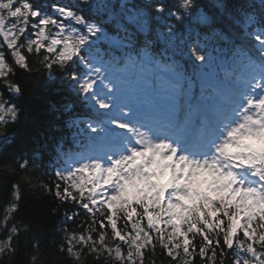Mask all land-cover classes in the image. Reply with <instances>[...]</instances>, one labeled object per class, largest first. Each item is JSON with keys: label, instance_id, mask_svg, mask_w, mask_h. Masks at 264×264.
I'll use <instances>...</instances> for the list:
<instances>
[{"label": "snow or ice", "instance_id": "obj_1", "mask_svg": "<svg viewBox=\"0 0 264 264\" xmlns=\"http://www.w3.org/2000/svg\"><path fill=\"white\" fill-rule=\"evenodd\" d=\"M172 6L156 3L154 13L146 16L139 6L129 8L127 0H121V12L117 15L112 10V4L99 3L97 0L54 4L51 12L36 9L26 0H0V35L10 50L7 54L0 51V79L4 80L3 86L14 97L21 94L19 85L8 79L13 72L8 55L20 69L30 70L27 58L21 52L25 45L18 44L21 38H25L27 52L31 53L34 47L36 52L43 49L48 53L43 56L41 63L52 78L49 87L70 89L75 94V102L86 104L91 109L90 113H86L89 117L86 121L87 130L92 133L91 138L116 140L121 133L115 129L132 130L122 121L136 120L142 114L141 98L128 86L129 74L117 69L112 63L115 56L111 49L120 47L122 41L109 36L107 25L115 21L118 29L127 31L120 23L121 16L145 34L141 63H156L159 67L160 61L149 56L147 50L153 44L162 46V58L171 61L163 66L169 70L166 83L176 102L182 98L185 103L193 104L198 95L197 86L199 92H203L215 75L212 69L220 61V57L216 55L218 52L221 55L226 50L227 55L232 56L234 61L238 59L242 65L255 67L259 64L264 67V58L261 56L264 53V39L261 38L264 37V0H259V8L255 0H248V3L238 6L221 5L231 21L225 31H218L213 26L215 18L208 21L200 17L209 25V32L203 38L199 32L193 38L192 29H188V36L185 37L171 26L167 27V31L163 30V26H151L152 19L162 25L165 13L174 16L181 23L184 22L185 12L193 14V0H184L178 13L170 11ZM29 24L37 29L35 39L24 37ZM249 29L252 31H248ZM253 35L259 41L255 50L249 48L245 41L246 36ZM102 41L109 43L108 53L99 47ZM221 42L223 47L218 49L217 45ZM105 55L111 59L105 61ZM182 61L189 67L186 68ZM55 69H59V75ZM262 87L264 80L260 85L254 86V91L249 94L248 102L251 105L264 108V99L260 94ZM245 94H248L247 89ZM2 96L0 93V123L6 122L5 115L15 120V106L10 101H4ZM66 107H70V104ZM137 142L147 143V139L138 138ZM3 144L4 141H0V157L19 154L15 145L10 150ZM91 159L88 154L77 153L70 158V162L66 161L67 167L64 170L55 173L63 182L62 185H54L55 196L59 200L79 203L90 214L86 228L66 237V252L74 260L81 254V251L76 250L78 245L80 249L96 254L98 259L104 257L106 261L111 259L117 264H145L148 254L146 250L155 255L159 246L161 254L169 258V264H195L196 257L206 261V264H216L220 257H227L228 253L223 250L225 248L235 249L233 264H264V212L252 215L247 206H242L236 200L230 204L225 202V207L221 209L217 201L224 200L219 195L204 198L196 205H181L170 200L165 192L160 204L153 205L142 200L137 203L140 198L134 193L127 196L113 195L108 192L111 185L93 180L94 171L97 168L103 170V165L86 162ZM29 162L25 160L18 167L26 170ZM6 169L11 170V166L6 165ZM233 179L240 185L241 191L245 184L254 183L242 169L234 172ZM261 180H264V176H261ZM12 187L13 202L6 209L5 221L17 208L15 201L21 198L19 185L13 184ZM43 187L51 191L46 185ZM203 204L208 207L204 208ZM170 210L183 215L174 217ZM121 218L124 220V228L118 227V220ZM68 219L72 220L73 216H68ZM129 225L131 230H128ZM106 228L111 230V240L114 243L106 242ZM17 231L15 225L7 229L6 238L0 241V253L15 251L11 241ZM241 233L244 239L240 238ZM197 237L200 238L199 244L194 243ZM256 245H259V249ZM220 264H225L223 259Z\"/></svg>", "mask_w": 264, "mask_h": 264}, {"label": "clouds", "instance_id": "obj_2", "mask_svg": "<svg viewBox=\"0 0 264 264\" xmlns=\"http://www.w3.org/2000/svg\"><path fill=\"white\" fill-rule=\"evenodd\" d=\"M212 71L213 79L192 105L176 102L169 88L129 74L128 86L141 98L142 114L123 120L132 130L115 129L121 133L116 140L84 134L79 153L92 157L86 162L103 165L92 179L111 185L113 195L134 193L140 198L137 203L160 204L165 192L181 205L219 195L224 200L217 201L221 209L236 200L252 215L264 212V108L248 102L254 86L264 80V67L242 65L225 50ZM260 94L264 99V87ZM138 138L147 143H138ZM241 169L254 182L245 184L243 191L233 179ZM170 211L174 217L183 215ZM37 262L38 254H33L28 264ZM75 262L84 264L82 254Z\"/></svg>", "mask_w": 264, "mask_h": 264}, {"label": "trees", "instance_id": "obj_3", "mask_svg": "<svg viewBox=\"0 0 264 264\" xmlns=\"http://www.w3.org/2000/svg\"><path fill=\"white\" fill-rule=\"evenodd\" d=\"M28 1L36 2V5L43 12H51V6L54 4L63 5L74 2V0ZM97 2L112 4V10L117 15L121 12V0H97ZM127 2L129 8L139 6L146 16L149 13H154L156 3H163L165 6L173 5L170 8L173 13L180 11V0H147V3L145 0H127ZM245 3H248V0H193V14L185 15L183 23L177 21L174 16L165 13L162 25H158L155 19H152L151 26L153 28L163 26L164 31H167V27L171 26L182 32L185 37L188 36V29H192L193 38L197 32L203 38L204 34L209 32V25L200 17H204L208 21L215 18L213 26L218 31H225L228 30L231 21L228 14L220 6H238ZM255 3L259 8V0H255ZM53 16L56 18L55 14ZM120 23L124 25L127 31L118 29L115 21L107 25L109 36H115L122 41L120 47H112V54L121 59L125 58V60L126 56L129 59L134 56L138 57L144 53L145 34L138 31L136 25L128 23L122 16ZM233 27L236 26L233 24ZM29 30L28 33L26 31L24 37L30 34L31 38H34V30L31 33ZM249 30L252 31V29ZM0 41H2L1 38ZM222 43L218 45L221 46ZM18 44L25 45L21 52L26 56L30 70L20 69L15 65L13 58L8 55V62L13 69L8 79L19 85L21 94L12 99V96L3 93V100L7 99L15 106L17 118L12 124L3 125V135H0V141L5 143L10 140L9 144L4 147L11 150L15 145L19 154L0 157V241L6 238L7 229L13 225L17 227L18 231L11 241L15 251L0 253V264H28L33 254H38L37 264H76L75 260L66 252V237L73 232H80L86 228L90 215L79 208L77 202L59 200L55 196L54 185H62V181L53 175L44 162V159L49 156L48 153L54 150L55 135L65 128L66 120L62 117V112L63 108H66V106L63 107V102L68 92L66 88L52 89L49 87L52 78L41 63L43 56L48 55V53L43 49L36 52L34 47L31 53L27 52L26 42L23 38L18 41ZM99 46L105 53H108L110 48L108 42L102 41ZM0 48L2 50V47ZM147 51L149 56L154 57L155 60L163 59L161 45L153 44ZM3 52L7 54L10 51L3 46ZM105 57L108 58V56ZM185 67H189L187 63H185ZM55 72L59 75V69H55ZM63 78L66 79V77ZM40 145H44L46 148L41 151L39 150ZM25 160L30 162L26 170H21L18 164ZM6 165H10L11 170H7ZM13 184L19 185L21 198L15 201L17 208L11 217L5 221L6 209L13 202L11 196ZM44 185L51 191L46 190ZM70 215L73 216L72 220L68 219ZM143 223L146 227V221ZM120 224L121 228H124L123 219ZM128 230H131L130 225ZM105 231L108 233L107 228ZM107 237V243H110L112 241L111 236L107 234ZM199 240L200 238L197 237L194 243L198 244ZM76 250L81 251L84 264H117L111 259L106 261L104 257L98 259L96 254L88 252L87 249H80L78 245ZM223 250L228 255L227 257H220L216 264H220L221 259L224 260L225 264H233L232 250L226 248ZM146 251L148 254L145 258V264H169V258L161 254L159 246L155 250V255H152L150 250ZM195 264H206V261L196 257Z\"/></svg>", "mask_w": 264, "mask_h": 264}, {"label": "bare ground", "instance_id": "obj_4", "mask_svg": "<svg viewBox=\"0 0 264 264\" xmlns=\"http://www.w3.org/2000/svg\"><path fill=\"white\" fill-rule=\"evenodd\" d=\"M40 147H43L42 149H45V148H46V146H44V145H40L39 148H40ZM79 148H80V147H79ZM79 152H80V149H79ZM74 155H75V154H74ZM74 155H73V156H74ZM73 156H72V157H73ZM68 160H70V158L67 159V161H68ZM66 167H67V164L65 163V165L63 166V169L66 168Z\"/></svg>", "mask_w": 264, "mask_h": 264}, {"label": "rangeland", "instance_id": "obj_5", "mask_svg": "<svg viewBox=\"0 0 264 264\" xmlns=\"http://www.w3.org/2000/svg\"><path fill=\"white\" fill-rule=\"evenodd\" d=\"M9 22H10V21H9ZM5 30H7V29H5ZM5 46H7L6 43H5Z\"/></svg>", "mask_w": 264, "mask_h": 264}]
</instances>
